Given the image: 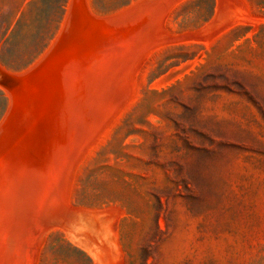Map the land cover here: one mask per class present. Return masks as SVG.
<instances>
[{
    "label": "rangeland",
    "instance_id": "374dc122",
    "mask_svg": "<svg viewBox=\"0 0 264 264\" xmlns=\"http://www.w3.org/2000/svg\"><path fill=\"white\" fill-rule=\"evenodd\" d=\"M57 41L0 264H264V0H0L6 66Z\"/></svg>",
    "mask_w": 264,
    "mask_h": 264
},
{
    "label": "bare ground",
    "instance_id": "6f19581e",
    "mask_svg": "<svg viewBox=\"0 0 264 264\" xmlns=\"http://www.w3.org/2000/svg\"><path fill=\"white\" fill-rule=\"evenodd\" d=\"M78 36L79 35H76V37ZM58 41L52 48V51L46 54L45 58L43 57L44 59L38 65L28 70L27 73H17L13 69L6 66L0 60V89L5 91L12 97V108H11V111L8 117L5 120L4 130L2 133H0V157L2 158V160L0 159L1 161L0 162V218L4 217V214L8 212L9 210L8 208L12 204L14 205V203L17 202V199L19 198L25 186L30 184L31 178L29 176V171L33 167L37 168L38 166L37 161H38L39 156H36V154H33V155L30 154L29 145L24 143V141H22L21 144L19 143L17 145L15 144L14 140L17 137L24 139L23 134L27 133L29 129H31L30 127H31L32 122H33L34 127H36V125H40L37 122L38 115L36 114L37 116L35 118H37V120L35 121V118L34 119L29 118L28 111L30 114L32 111L34 112V110L41 112L38 108L40 107V105H44V101L41 100L39 102L38 94L42 93L43 91H48L49 89H51L48 86L49 82L47 83V80L43 82L44 84L42 83L43 85L40 84L41 83L40 79L43 76L42 73L46 75V72L49 70L46 65L47 63H49L47 61H50V62L54 61L56 59V56L58 57L60 56L64 58L70 53L72 54L75 52V48H76L75 44L71 46L69 45V43L63 42V46H60L58 44ZM41 67L44 69H42ZM42 70H45V71L42 72ZM40 86H41V89L43 90L41 89L39 90ZM55 99L57 98L55 97ZM68 100H71L70 97L68 98ZM69 105L71 104L69 103ZM55 112L57 114L56 124L58 126L55 129L54 137L58 139L57 135L60 136L62 131H65V130L69 131L67 130L68 128L72 129L70 128L72 127L70 125L74 123L73 122L74 116L70 114L68 115L67 112L65 113V106H63L61 109L55 110ZM40 118L42 119L41 116ZM8 143L11 144L12 147H14L13 152H11V147L9 148ZM10 211H13V210H10Z\"/></svg>",
    "mask_w": 264,
    "mask_h": 264
}]
</instances>
